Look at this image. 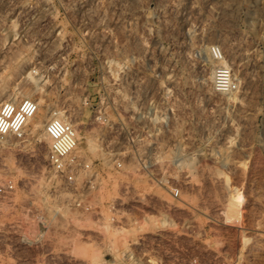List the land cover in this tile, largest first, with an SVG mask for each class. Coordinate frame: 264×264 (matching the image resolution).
<instances>
[{"label": "rangeland", "instance_id": "rangeland-1", "mask_svg": "<svg viewBox=\"0 0 264 264\" xmlns=\"http://www.w3.org/2000/svg\"><path fill=\"white\" fill-rule=\"evenodd\" d=\"M22 98L0 264H264V0H0V104ZM51 111L77 130L72 182Z\"/></svg>", "mask_w": 264, "mask_h": 264}, {"label": "built area", "instance_id": "built-area-1", "mask_svg": "<svg viewBox=\"0 0 264 264\" xmlns=\"http://www.w3.org/2000/svg\"><path fill=\"white\" fill-rule=\"evenodd\" d=\"M211 56L219 64L213 71V86L219 92H230L236 87L232 71L225 62L223 51L217 46L211 47ZM38 111V104L31 98H22L18 101H3L0 104V139L13 135L20 138L24 135L25 126ZM45 133L49 139L47 161L51 169L67 181L74 180L77 168L76 161L70 155L78 144L77 130L72 124L56 118H49L45 125ZM9 189L12 185H7ZM5 189V188H4ZM1 190V189H0ZM178 194L177 191L174 192ZM134 264H153L150 260L136 261ZM198 264V263H194Z\"/></svg>", "mask_w": 264, "mask_h": 264}, {"label": "bare ground", "instance_id": "bare-ground-1", "mask_svg": "<svg viewBox=\"0 0 264 264\" xmlns=\"http://www.w3.org/2000/svg\"><path fill=\"white\" fill-rule=\"evenodd\" d=\"M45 117L46 118H44L43 123L46 121V119L48 120L51 117H56V118L62 119L64 121L70 123V120L62 113V111H51V113H48ZM42 125H44V124H42Z\"/></svg>", "mask_w": 264, "mask_h": 264}]
</instances>
